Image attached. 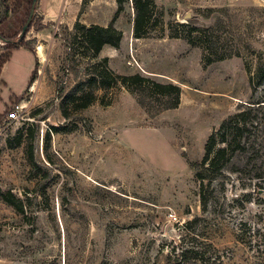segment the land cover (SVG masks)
Instances as JSON below:
<instances>
[{
  "label": "rangeland",
  "instance_id": "374dc122",
  "mask_svg": "<svg viewBox=\"0 0 264 264\" xmlns=\"http://www.w3.org/2000/svg\"><path fill=\"white\" fill-rule=\"evenodd\" d=\"M154 1L164 17L149 37L136 40L124 25L119 48L98 57H107L116 73L179 85L174 109L160 110L166 99L117 87L97 91L110 104L95 102L65 119L61 96L86 77L90 63L71 57L72 28L46 23L37 30L41 18L34 12L24 37L31 51L0 39V59L12 52L0 71V193L15 204L0 197V264H165L171 241L188 233L183 226L195 217L201 221L191 232L211 242L224 264H264L251 239L264 193L239 165L250 156L264 159V130L259 147L236 155L212 180L206 212L191 166L228 115L264 100V86L252 98L245 67V60L252 68L256 63L246 45L264 59V0ZM30 3L0 0V35L17 40ZM123 11L131 12L126 4ZM176 21L220 23L242 56L204 66L201 48L169 37ZM15 103L24 104V114L7 120ZM65 124L70 129L50 130Z\"/></svg>",
  "mask_w": 264,
  "mask_h": 264
},
{
  "label": "trees",
  "instance_id": "16d2710c",
  "mask_svg": "<svg viewBox=\"0 0 264 264\" xmlns=\"http://www.w3.org/2000/svg\"><path fill=\"white\" fill-rule=\"evenodd\" d=\"M128 1L116 0L117 11L114 18L123 10L124 4ZM85 2L86 0H83L82 4H85ZM31 4L32 0L27 17ZM131 4L134 12L133 37H149L150 31L162 22L163 9L157 7L154 0H131ZM43 27L44 25L39 23L36 29L41 30ZM168 29L170 38L184 39L191 46L201 48L204 66L231 57L242 56L241 48L230 44L233 39L223 36V27L220 23H215L209 27H198L176 21L169 23ZM14 37L0 35V39L11 45V47L24 45L23 48L31 51V48L24 43L25 35L20 39L17 37L16 41L12 40ZM121 39L122 31L114 27L112 23L107 26L85 25L78 20L74 23L72 26V45L69 47L71 51L73 50L71 57L76 59L75 55H77L81 59L86 58L90 63L83 69L86 77L77 81L61 96L60 112L65 119H68L71 113L85 109L95 102L104 106L110 104L111 101L98 96L97 91H108L117 87H122L139 96L152 97L157 101L166 99L160 110L178 107L181 94L179 85L173 82L161 83L140 73L130 75L116 73L109 67L107 57H98L104 45L117 48ZM72 46H75V48ZM245 49L256 57L253 68L249 64L250 62L245 60L248 83L253 98L258 88L264 86V59L260 52H256L249 45H246ZM10 55L11 51L0 59V71ZM36 67L37 61H35L34 69L30 74L29 84L35 79ZM60 93H62V90ZM139 104L142 106L144 103L140 100ZM243 105L238 107L234 113L228 115L216 129L212 130L204 145L202 160L191 163V166L196 169L195 178L198 183L199 202L203 212L207 211V206L215 192L212 180L222 175L225 166L236 155L245 153L250 148L255 150L256 147L260 146L258 132L259 129L264 130V117H259L257 113L258 110L264 109V100L255 99L250 104ZM68 129L70 128L65 124L61 128L51 126L50 130L57 133ZM252 132L255 134L251 135ZM19 141L17 145L20 143ZM28 160L32 166L36 165L31 146L28 148ZM239 165L241 170L249 173V179L254 182V186L264 193V159L261 160L256 156L251 158L250 156ZM0 197L4 201L10 202L5 194L0 193ZM261 201L263 210L255 221L256 228L253 230L251 239H254V243L257 244L256 251L264 254V198ZM10 203L15 205L13 202ZM198 221H201V218L195 217L185 222L183 229L188 233L179 236L177 240L171 241L165 264H224L223 254L211 242L195 232H191L192 223Z\"/></svg>",
  "mask_w": 264,
  "mask_h": 264
},
{
  "label": "crops",
  "instance_id": "0c3cea01",
  "mask_svg": "<svg viewBox=\"0 0 264 264\" xmlns=\"http://www.w3.org/2000/svg\"><path fill=\"white\" fill-rule=\"evenodd\" d=\"M82 2L83 0H37L34 12H36L41 18L42 24H58L70 29L77 20L85 25L95 24L100 26H107L112 23L114 27L122 31V38L124 25L128 26L127 31L132 35L134 13L131 0L125 3L126 8L131 11L129 12L128 17H126L125 12L122 10L115 18L114 15L117 11L116 0H86L85 4H82ZM132 38H134L133 35ZM134 39L137 40L139 38ZM121 44L122 39L119 45ZM109 48H111L112 50H116L119 47L115 48L110 45H104L100 50L99 55H106L108 58H110V56L105 53V51H107ZM34 66L35 59L30 65L31 72L34 69ZM28 82L29 79L27 83Z\"/></svg>",
  "mask_w": 264,
  "mask_h": 264
},
{
  "label": "built area",
  "instance_id": "2783aa9c",
  "mask_svg": "<svg viewBox=\"0 0 264 264\" xmlns=\"http://www.w3.org/2000/svg\"><path fill=\"white\" fill-rule=\"evenodd\" d=\"M24 114V104L23 103H15L10 108V111L7 113V120H18L22 118Z\"/></svg>",
  "mask_w": 264,
  "mask_h": 264
},
{
  "label": "water",
  "instance_id": "95a60500",
  "mask_svg": "<svg viewBox=\"0 0 264 264\" xmlns=\"http://www.w3.org/2000/svg\"><path fill=\"white\" fill-rule=\"evenodd\" d=\"M36 1H37V0H32V4H31V8H30V11H29L28 17H27L25 23L23 24L20 33L18 34V39L22 38V37L25 35L27 29L29 28V24H30L31 19H32V17H33V13H34V11H35V4H36Z\"/></svg>",
  "mask_w": 264,
  "mask_h": 264
}]
</instances>
